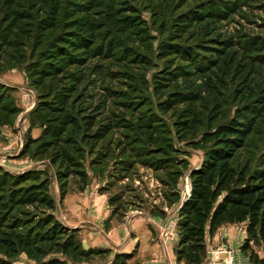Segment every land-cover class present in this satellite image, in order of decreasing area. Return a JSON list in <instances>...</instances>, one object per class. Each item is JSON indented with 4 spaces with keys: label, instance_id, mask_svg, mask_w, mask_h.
Here are the masks:
<instances>
[{
    "label": "trees",
    "instance_id": "1",
    "mask_svg": "<svg viewBox=\"0 0 264 264\" xmlns=\"http://www.w3.org/2000/svg\"><path fill=\"white\" fill-rule=\"evenodd\" d=\"M141 1L0 0V13L5 15L0 30V48H19L33 42L31 57L33 60L38 57L28 65L38 98L31 113L44 127L36 155L48 158L52 167L57 169L54 177L59 185L61 204L69 194L71 178H79L83 187L89 183V175L84 169L86 155L93 157L100 143L116 129L115 113L108 111V106L110 100L118 98V93L94 94L89 87L92 84L97 89L99 82L119 76L131 78L126 72L107 73L106 62L126 68L147 63L146 56L133 48L144 46L150 38L148 23L138 6ZM241 6L242 0H227L189 10L175 19L169 40L158 45L156 59L163 64L155 75L154 90L160 111L168 114L181 105L189 104L176 122L179 131L188 133L194 130L197 136L205 123V113H197L193 108V104L201 100L200 92H170L169 96L166 95L176 82L192 74L177 67L176 60L194 66L200 53L213 50L220 57L233 44L228 39L223 43L215 42L222 44L221 49L201 47L184 43V37L194 25L207 20H227L239 12ZM106 28L105 34L100 35ZM163 29L166 33L165 26ZM16 33L26 41L13 43L11 40ZM241 50L264 52L255 42L247 43ZM93 59L97 62L90 65ZM258 59L264 63V54ZM216 64V60L208 62V71ZM73 68L76 70L72 71ZM196 70L201 72L198 67ZM124 107L129 109L132 106L125 104ZM14 114L12 112L11 115ZM219 117H212L211 130L205 132L198 143H192L212 142L213 145L202 166L191 173V197L180 209L178 260H185L187 264H203L207 236L213 238L225 224H245L248 238L243 250L250 251L253 263L264 264V258L251 247L254 242L264 253V169L253 170L249 164L243 167L236 164L238 153L246 147V140L253 132V125L235 120L212 129V124ZM30 143L25 145L23 152H28ZM95 166V162L91 164V167ZM44 175L42 179L36 170L11 175L0 168V192L13 187L8 200L10 207L8 203L2 205L4 199L0 200V252L9 257L22 250L31 254V250L38 248L36 242H55L56 250L64 254H90L81 250L76 238L78 230L67 227L55 216L58 208L50 194L51 179L48 174ZM21 206L48 213L31 223L18 217L25 213L17 211L13 216ZM30 224H36L43 232L41 241L32 236L31 228L28 229ZM48 264L60 263L50 260Z\"/></svg>",
    "mask_w": 264,
    "mask_h": 264
},
{
    "label": "rangeland",
    "instance_id": "2",
    "mask_svg": "<svg viewBox=\"0 0 264 264\" xmlns=\"http://www.w3.org/2000/svg\"><path fill=\"white\" fill-rule=\"evenodd\" d=\"M222 1L227 0L141 1L138 6L141 16L148 23L150 38L142 47H131L145 55L147 63L126 68L106 62L107 73L126 72L131 78L119 76L99 82L97 89L92 84L89 87L94 94H108L109 91L118 93V98L110 100L108 106V111L115 113L117 122L115 131L96 148V154L93 157L86 155L84 169L87 174L94 173L95 178H101L106 192L110 193L109 203L113 202L114 211L120 220L126 214L138 211L144 212L158 224L156 226L154 223L159 229V241L164 243L167 254L168 251L171 253L172 264H187L185 260H178L181 237V208H178L183 192L186 189L192 192L191 173L202 166L213 145L212 142L192 145L211 130L210 119L215 115L220 116L212 124V129L235 120L246 125L252 124L253 132L246 140V147L238 153L236 164L242 167L249 164L253 170L264 169V63L258 59L264 52L248 53L241 50L247 43L255 42L264 51V0H242L241 10L229 19L198 23L184 37L183 42L186 44L216 49L222 48V44L217 45L216 41H233L232 48L220 57L213 50H207L206 54L200 53L198 63L194 66L176 60L177 67L192 74L176 82L166 95L169 96L170 92H200L201 100L194 103L193 108L197 113H205V123L197 136L194 130L186 133L175 126L180 113L189 104L181 105L168 114L162 113L154 90L155 75L163 64L156 59L158 45L171 37L175 19L189 10L202 8L206 3ZM4 18L5 15L0 13V30ZM106 30H102L100 35H104ZM23 40L16 33L11 41L18 44ZM49 41H46L45 48ZM32 45L33 42L19 48L15 45V48H0V168L11 175L36 170L41 173L42 179L45 178L44 174H48L51 179L50 194L57 202L55 216L65 225L61 214L64 202H59V185L54 177L57 169L52 167L48 158L36 155L44 127L31 113L38 100L32 85V73L28 72L30 62L38 59L35 57L33 60L31 57ZM215 60L216 67L208 71L207 63ZM96 62L93 59L89 63ZM196 67L201 70L200 73ZM125 104L132 107L127 109ZM12 112L15 114L11 115ZM29 142L28 152H23ZM94 162L96 166L93 168L91 164ZM12 189L9 186L5 192H0V200L4 199L2 205L8 203ZM73 189H83L79 178L70 179L69 192ZM17 211L25 213L18 217L31 223L48 213L21 206L17 207L13 216L17 215ZM35 225L30 224L28 229L31 228L32 236L41 241L43 232ZM242 227L243 224L221 226L222 236L218 243H213L207 236L203 264H255L250 259V251L243 250L248 234ZM77 230L76 238L81 250L90 254H64L56 250L55 242H36L38 248L31 250V254L22 250L16 256L9 257L0 252V262H3L0 264H48L50 260L59 261L60 264H165L163 252L157 259H152L146 252L137 258V251L116 254L110 247L86 249L81 230ZM231 231L233 237L230 236ZM251 247L260 257L264 256L262 248L256 243L252 242Z\"/></svg>",
    "mask_w": 264,
    "mask_h": 264
},
{
    "label": "crops",
    "instance_id": "3",
    "mask_svg": "<svg viewBox=\"0 0 264 264\" xmlns=\"http://www.w3.org/2000/svg\"><path fill=\"white\" fill-rule=\"evenodd\" d=\"M88 174L89 183L82 190H71L61 209L65 225L81 230L85 248L110 247L116 254L137 251V258L146 252L152 259H157L163 252L165 264H172L171 253L168 251L167 254L164 243L159 241L158 224L138 211L126 214L120 220L113 202L109 203L110 193L106 192L101 178H95L94 173ZM242 228L246 233L245 224ZM221 236L219 229L213 238L208 239L218 243Z\"/></svg>",
    "mask_w": 264,
    "mask_h": 264
},
{
    "label": "built area",
    "instance_id": "4",
    "mask_svg": "<svg viewBox=\"0 0 264 264\" xmlns=\"http://www.w3.org/2000/svg\"><path fill=\"white\" fill-rule=\"evenodd\" d=\"M188 181H189V180H188L187 177H186V182H188ZM190 197H191V192H190L189 190L186 189V190L183 192L182 200H181V203H180L178 209H180V208L182 207V205L184 204V202H186L187 200H189ZM163 238H164V237H163ZM231 260H232V259H231Z\"/></svg>",
    "mask_w": 264,
    "mask_h": 264
}]
</instances>
